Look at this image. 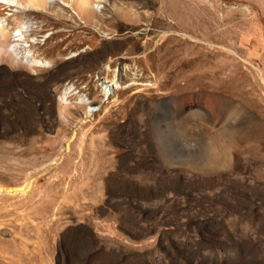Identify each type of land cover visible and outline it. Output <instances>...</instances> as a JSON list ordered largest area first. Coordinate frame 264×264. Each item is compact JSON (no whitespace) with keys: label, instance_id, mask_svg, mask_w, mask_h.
Listing matches in <instances>:
<instances>
[{"label":"rangeland","instance_id":"374dc122","mask_svg":"<svg viewBox=\"0 0 264 264\" xmlns=\"http://www.w3.org/2000/svg\"><path fill=\"white\" fill-rule=\"evenodd\" d=\"M84 1L5 10L40 64L7 38L0 187L28 186L0 193V264H110L77 233L142 264H264V0ZM65 88L95 110L67 151ZM96 136L113 153L80 159Z\"/></svg>","mask_w":264,"mask_h":264},{"label":"bare ground","instance_id":"6f19581e","mask_svg":"<svg viewBox=\"0 0 264 264\" xmlns=\"http://www.w3.org/2000/svg\"><path fill=\"white\" fill-rule=\"evenodd\" d=\"M48 1H50V0H0V54H2L4 52L7 38L8 37L11 38V43L9 44V50H8L9 54H7V55H9V62L11 64L20 65L22 67H26V66L38 67V64H40V63H39V61H36L34 59V56L31 54L29 49L26 48L25 45H23V42H25V39H26L25 36L27 35L28 32L31 31V26L26 21L22 22V26L18 27L16 29H13L12 32H14V33L8 36L7 27L4 26V23H3L6 19L4 16L5 10H10V11H14V12H18V11L23 12L29 8H36V9L37 8L38 9L45 8L47 6ZM84 2H86V0ZM21 47H22V50H20ZM117 77H118V79L122 78L121 69H118ZM72 96L74 97V95L71 93L69 88H65L63 90V92L61 93L60 97H58L59 100H57V102L55 104L56 105V111H57L56 123H57V125H61V127L58 129V133L62 134L61 137L58 136L59 139H58L57 143L61 144V147L64 146L65 149L64 148L63 149L66 151H67V148L69 146L70 140H72V138L76 135L75 132H72V136L71 137L68 136L69 127L66 125L77 126V123L79 124V121H82L78 126L80 127V126L85 125L87 127V124L91 122V119H90L91 115H93L95 112V110L93 108H91L92 103L90 101L85 100L84 96L83 97H82V95L77 96V97H75V100L70 101ZM22 99H24V96L20 97V100H22ZM32 103H34V101ZM130 113H131V111L129 112L127 110L125 113V118L128 117V115ZM107 120L114 121L113 118H108ZM78 131H79L78 133L80 134V132H81L80 129ZM92 136H93V134H92ZM68 139H69V141L67 142ZM103 139H104V137H101V136H96L95 138L90 137V138L86 139V142L81 146V148L78 151L79 152L78 153L79 158L82 160L87 159L89 161H93V160L98 161L101 158L105 160L106 159L105 157L107 156V154L112 152V151L108 150L104 146L107 143H105L106 140L105 139L103 140ZM63 154L61 153V151L59 153L54 152L56 159L63 158ZM74 154H75V151L73 152L72 150H69V152L66 154V156L69 158L70 156H72ZM60 167H61V165H60ZM62 170H64L63 167H62V169H60V171H62ZM27 186L28 185H26L24 188H19V189H16V188L10 189V188L0 187V193H4L7 195H13L17 192L23 191L25 188H27ZM91 191H92V189L84 187L82 189V191L79 193V195L82 196V194L85 195L86 193L88 194L89 192L91 194ZM76 239H78L76 242L77 246H80L83 243H85V245L89 244L88 248H90V250H93L94 254L98 253V255H99L100 252H102V253L105 252L106 256H105V254L103 256L106 259V261H105L106 263H110V264H112V263L113 264H142L141 260H136L137 258L141 259L140 257L142 256V253L140 251H139L140 252L139 254L141 255L140 257H137V256L133 257L131 255V253L130 254L128 253L127 255L123 254L121 252V249H118L119 247L115 248L116 246L114 247L115 249L107 248L109 245H107L106 248H104V247L100 248L101 243H102L101 241H100V243L96 242L97 244L96 245L94 244L95 246H91L90 242L87 240L85 234H83V233H77ZM126 253H127V250H126ZM86 255H88V254H86ZM74 259H75V257H74ZM98 264H101V263H98Z\"/></svg>","mask_w":264,"mask_h":264}]
</instances>
